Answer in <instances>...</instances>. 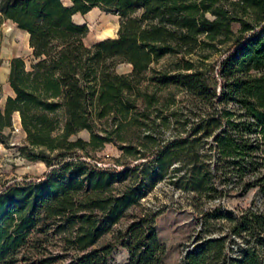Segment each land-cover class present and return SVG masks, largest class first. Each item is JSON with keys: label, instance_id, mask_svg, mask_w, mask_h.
<instances>
[{"label": "trees", "instance_id": "1", "mask_svg": "<svg viewBox=\"0 0 264 264\" xmlns=\"http://www.w3.org/2000/svg\"><path fill=\"white\" fill-rule=\"evenodd\" d=\"M69 1L0 0V21L26 30L33 54L29 66L20 55L10 60L14 93L0 106V142L12 144L18 112L21 154L48 167L41 176L0 186V264H23L35 254L42 256L38 264H51L68 253L71 261L58 264H106L119 244L133 264H160L158 211H146L117 229L114 240L94 245L174 161L190 155V188L201 194L231 166L243 186L259 185L264 193V0ZM95 6L118 14L120 24L117 36L88 45L89 26L74 14ZM216 52L224 54L220 91L212 81L214 63L207 61ZM165 55L175 56L170 68L157 69ZM121 62L131 70L118 71ZM146 79L190 95L199 108L190 111V133L161 142L150 131L145 149L122 143L132 157L100 165L96 153L106 142L125 140L128 126L140 127L151 116L157 93L142 88ZM83 129L88 138L79 134ZM210 136L213 152L201 153ZM226 216L235 233L250 236L243 254L228 258L226 238L212 237L189 251L187 264H264V211Z\"/></svg>", "mask_w": 264, "mask_h": 264}, {"label": "rangeland", "instance_id": "2", "mask_svg": "<svg viewBox=\"0 0 264 264\" xmlns=\"http://www.w3.org/2000/svg\"><path fill=\"white\" fill-rule=\"evenodd\" d=\"M64 1L70 2L69 0ZM140 10L138 8L134 13L138 14ZM74 19L78 22H87L89 31L84 37V41L88 45L99 39L118 34L120 16L107 12L99 6L93 7L86 13H75ZM16 55L23 56L26 64L30 65L33 54L29 44V33L18 27L11 19H2L0 21V106L4 105L8 95L14 93L8 77L10 60ZM223 56V53L216 52L207 58V61L214 63L212 81L216 85L217 91L221 90L222 78L218 67ZM174 57L165 55L155 62L154 66L157 69H169ZM190 57L196 59L198 54L190 55ZM131 68L132 65L127 62L118 63L116 66L120 72L130 71ZM152 72L151 69L147 74L150 75ZM141 86L149 92L156 91L157 93V100L152 106L151 116L144 117V123L140 127L136 124L128 126L125 140L116 138L106 142L96 153L100 165L115 166L117 159L121 161L130 159L132 156L124 154V150L121 148L122 143L131 142L140 149H145V135L150 131L156 134L161 142L190 133V111H199V108L193 105L190 100V95L177 86H156L150 79L143 81ZM138 103L143 108V96L138 98ZM227 106L233 107V104L229 102ZM157 107L162 110H156ZM202 109H205V106ZM172 110L177 111V116L171 114ZM158 112H161L160 116H157ZM18 116L19 113L14 114V124H18ZM12 133L11 145L0 142V186L24 178L41 176L48 169L44 161L30 160L21 154L18 145L25 140L23 129L16 131L13 128ZM79 134L85 138L89 137L87 129L81 130ZM212 140L213 136H210L200 149L201 153L213 152L208 149ZM215 159L216 157L212 156V161ZM154 164L155 162H152V165ZM189 168L190 155L174 161L170 165L169 173L158 179L154 186L148 188L140 203L130 207L114 224L113 229L104 234L94 247L114 240V233L117 229L126 228L146 211H158L155 229L162 244L160 264H187L186 256L189 251L197 249L204 240L212 237L226 238L228 258L241 256L249 243L250 236L235 233L232 228V220L226 215L236 216L247 208L264 211V193L260 190V186L255 185L249 188L243 186L242 179L238 176L236 169L231 166V170H226L229 172L223 176V179L216 173L215 187L209 192L201 194L190 188ZM251 179L252 177L246 178V180ZM58 250L62 251L60 246H56L55 251ZM47 254L45 253L44 256ZM40 257H42L40 254H35L31 260L25 261L23 264H38ZM72 258L71 253L63 254L56 263L51 264L69 263ZM106 264L133 263L127 248L119 244L108 255Z\"/></svg>", "mask_w": 264, "mask_h": 264}, {"label": "built area", "instance_id": "3", "mask_svg": "<svg viewBox=\"0 0 264 264\" xmlns=\"http://www.w3.org/2000/svg\"><path fill=\"white\" fill-rule=\"evenodd\" d=\"M22 127H21V124H14V130L18 131L20 130Z\"/></svg>", "mask_w": 264, "mask_h": 264}, {"label": "crops", "instance_id": "4", "mask_svg": "<svg viewBox=\"0 0 264 264\" xmlns=\"http://www.w3.org/2000/svg\"><path fill=\"white\" fill-rule=\"evenodd\" d=\"M16 113H18V112H16ZM18 124H21V122H20V115L18 116V122H17Z\"/></svg>", "mask_w": 264, "mask_h": 264}, {"label": "bare ground", "instance_id": "5", "mask_svg": "<svg viewBox=\"0 0 264 264\" xmlns=\"http://www.w3.org/2000/svg\"><path fill=\"white\" fill-rule=\"evenodd\" d=\"M108 31V30H107Z\"/></svg>", "mask_w": 264, "mask_h": 264}]
</instances>
